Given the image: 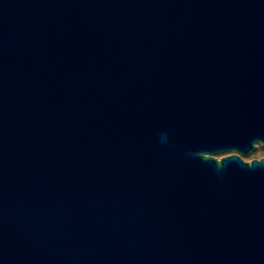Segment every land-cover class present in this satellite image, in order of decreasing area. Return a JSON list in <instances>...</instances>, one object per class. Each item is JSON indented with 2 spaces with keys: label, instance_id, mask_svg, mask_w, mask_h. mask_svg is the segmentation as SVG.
<instances>
[{
  "label": "water",
  "instance_id": "obj_1",
  "mask_svg": "<svg viewBox=\"0 0 264 264\" xmlns=\"http://www.w3.org/2000/svg\"><path fill=\"white\" fill-rule=\"evenodd\" d=\"M258 144L264 0H0V264H264Z\"/></svg>",
  "mask_w": 264,
  "mask_h": 264
},
{
  "label": "rangeland",
  "instance_id": "obj_2",
  "mask_svg": "<svg viewBox=\"0 0 264 264\" xmlns=\"http://www.w3.org/2000/svg\"><path fill=\"white\" fill-rule=\"evenodd\" d=\"M221 156H223V154L218 155V158H220ZM243 157L247 161H251L252 159H259V158L264 157V145L258 144L257 149L253 153L243 156Z\"/></svg>",
  "mask_w": 264,
  "mask_h": 264
}]
</instances>
